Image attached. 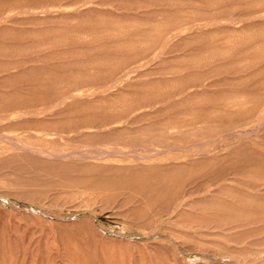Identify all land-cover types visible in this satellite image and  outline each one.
Masks as SVG:
<instances>
[{
    "label": "rangeland",
    "instance_id": "rangeland-1",
    "mask_svg": "<svg viewBox=\"0 0 264 264\" xmlns=\"http://www.w3.org/2000/svg\"><path fill=\"white\" fill-rule=\"evenodd\" d=\"M0 18V264H264V0Z\"/></svg>",
    "mask_w": 264,
    "mask_h": 264
},
{
    "label": "bare ground",
    "instance_id": "bare-ground-1",
    "mask_svg": "<svg viewBox=\"0 0 264 264\" xmlns=\"http://www.w3.org/2000/svg\"><path fill=\"white\" fill-rule=\"evenodd\" d=\"M34 14V13H33ZM1 19V18H0ZM4 71V70H3ZM89 94V93H88ZM66 96V95H65ZM64 97V96H63ZM73 97V96H72ZM33 116V115H32ZM139 116V115H138ZM122 118H123V116H122ZM136 120V119H135ZM96 126V125H95ZM119 126V125H118ZM79 127V126H78ZM114 127V126H113ZM71 128V127H70ZM120 128H121V126H120ZM71 130V129H70ZM73 130V129H72ZM69 131V130H68ZM107 131V130H106ZM105 131V132H106ZM59 133V132H58ZM242 133V132H241ZM78 134V133H77ZM232 134H234V133H232ZM85 136V135H84ZM2 136L0 135V138H1ZM5 137H7V136H5ZM3 138H4V136H3ZM2 138V140H4V141H6L5 139H3ZM11 139H10V141L9 142H11V144L14 146V147H17V148H21V150L23 149L24 150V152L25 151H27V152H30V153H33V154H35V155H37V156H40V158L42 157V158H46V159H54L53 161L55 162V160L56 159H58V158H64V157H66V156H70V155H83L84 157H85V154H86V152L85 151H65V152H60V151H56V152H54V151H47V150H45V149H36V148H33L31 145H29V144H27V143H25L24 141H22V140H18V139H14V137L12 138V136L10 137ZM9 139V138H8ZM7 144H8V141H7ZM11 144H10V146H11ZM9 145V144H8ZM96 145V144H95ZM180 146V145H179ZM9 147V146H8ZM12 148V147H11ZM10 148V149H11ZM145 148V147H144ZM6 149V148H5ZM68 149V148H67ZM97 149H98V147H97ZM61 150V149H60ZM94 150V149H93ZM92 150V151H93ZM132 150H135V149H132ZM62 151V150H61ZM117 151V150H116ZM162 151V150H161ZM160 151V152H161ZM23 152V151H22ZM23 152V153H24ZM94 152V151H93ZM113 152V151H112ZM118 152V151H117ZM167 152V151H166ZM99 153H101V152H99ZM103 153H105V152H103ZM132 153V152H131ZM156 153V152H155ZM158 153V152H157ZM156 153V154H157ZM22 154V153H21ZM108 154L110 155V153L108 152ZM27 155V154H26ZM89 155V154H88ZM97 155V154H96ZM104 155H106V154H104ZM101 156H103V155H101ZM100 156V157H101ZM138 156V155H137ZM150 156V155H149ZM71 157V156H70ZM80 158L82 157V156H79ZM106 157V156H105ZM136 157V156H135ZM144 157V156H143ZM28 158V157H27ZM26 158V159H27ZM62 158V159H63ZM76 158V157H75ZM78 158V157H77ZM90 158V157H89ZM137 158V157H136ZM87 159V158H86ZM133 159V158H132ZM138 159V158H137ZM141 159V158H140ZM56 161H58V160H56ZM27 162H28V160H27ZM31 162V161H30ZM29 162V163H30ZM151 162H153V161H151ZM65 163V162H64ZM63 163V164H64ZM37 164V163H36ZM48 164H51V163H48ZM66 165V164H65ZM74 166V165H73ZM30 167V166H29ZM66 167V166H65ZM105 167V166H104ZM64 168V167H63ZM69 168V167H68ZM76 168V167H75ZM55 169V168H54ZM28 170H29V168H28ZM45 170V169H44ZM74 171V170H73ZM77 171H79V170H77ZM34 172V171H33ZM170 172V171H169ZM176 172V171H175ZM174 172V173H175ZM71 173V172H70ZM165 174V173H164ZM47 177V176H46ZM59 178V177H58ZM139 180V179H138ZM141 180V179H140ZM69 181V180H68ZM154 181V180H153ZM128 182H130V181H128ZM140 182V181H139ZM140 187H141V185H140ZM143 188V187H142ZM48 190V189H47ZM206 193V192H205ZM72 195V194H71ZM73 196V195H72ZM37 199V198H36ZM222 205V204H221ZM127 206V205H126ZM249 208V207H248ZM251 211V210H250ZM247 212V211H246ZM246 215H248V214H246ZM245 215V216H246ZM248 217V216H247ZM242 218V217H241ZM74 226V225H73ZM73 228V227H72ZM235 230V229H234ZM74 231V230H73ZM66 232V231H65ZM213 234V233H212ZM211 235V234H210ZM213 237V236H212ZM206 239V238H205ZM231 240V239H230ZM170 246V245H169ZM229 252V251H228ZM217 260V259H216ZM71 261V260H70ZM74 262V261H73ZM79 262V261H78ZM77 263V262H76Z\"/></svg>",
    "mask_w": 264,
    "mask_h": 264
}]
</instances>
